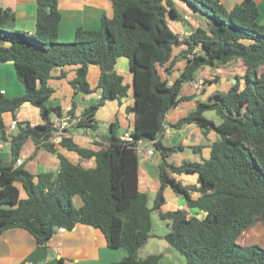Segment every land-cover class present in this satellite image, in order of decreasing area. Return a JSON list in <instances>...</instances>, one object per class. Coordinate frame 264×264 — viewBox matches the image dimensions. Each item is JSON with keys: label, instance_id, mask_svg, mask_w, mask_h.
<instances>
[{"label": "trees", "instance_id": "obj_1", "mask_svg": "<svg viewBox=\"0 0 264 264\" xmlns=\"http://www.w3.org/2000/svg\"><path fill=\"white\" fill-rule=\"evenodd\" d=\"M110 1L113 17L103 16L99 30L79 28L68 43L59 41V0H37L33 33L14 29L15 13L0 10V64L14 61L25 87L21 96L0 94V139L11 147V158L0 159V236L20 228L45 246L57 228L73 230L82 224L101 230L109 248L127 251L116 264H161L163 254L139 256L152 236V212L157 210L170 222L165 240L184 255L187 264H264L262 246L238 243L257 222L264 224V73H259L264 66V24L259 6L254 0H244L231 10L220 0ZM176 2L206 18L189 36L170 23V19L184 21ZM6 42L11 45L5 46ZM180 45L185 49L174 55ZM120 57L128 59L131 83L116 68ZM179 63H184L177 69L179 77L170 84ZM231 63L244 68V76L236 77L228 91L214 92L207 101L198 102L195 111L171 125L175 130L197 125L205 137L215 132L218 138L209 145V158L180 165L170 162L173 154L186 148L162 143L166 115L194 98L182 95L183 86L195 82L197 73L207 67ZM91 65L100 68L101 97L77 116L78 95L95 92L88 79ZM67 66L77 67L70 81L74 129L97 133L96 116L106 102L121 103L132 90L135 103L127 109L136 114L132 142L120 139L118 119L111 124L110 135L102 136L104 142L96 143L99 150L82 147L66 135H61L58 145L51 142L59 132L51 115L62 116V109L48 105L55 93L49 82L65 79ZM26 103L39 109L42 124L17 121V132L11 135L4 114L16 119ZM209 111L221 118L219 124L205 116ZM30 139L35 154L46 150L56 155L57 172L33 174L25 165H16ZM144 142H151L161 154L160 188L153 208L149 195L139 189L136 147ZM58 146L75 152L79 162H71ZM203 148L193 147L197 153ZM181 175H197V183L184 185L177 179ZM19 184L26 198L21 197ZM166 188L184 198L190 210L164 212ZM75 197L81 199L80 207ZM201 212L203 217L198 216Z\"/></svg>", "mask_w": 264, "mask_h": 264}, {"label": "crops", "instance_id": "obj_2", "mask_svg": "<svg viewBox=\"0 0 264 264\" xmlns=\"http://www.w3.org/2000/svg\"><path fill=\"white\" fill-rule=\"evenodd\" d=\"M228 10L233 9L238 3L244 0H220ZM260 9V20L264 24V0H254ZM177 9L180 14L185 17L187 21H176L170 19V23L175 30L185 36H189L196 28L202 25L198 19H191L192 12L185 4L176 2ZM11 9L16 15L14 29L33 33L36 30L37 22V0H0V10ZM59 10L62 14L61 23L59 26V41L68 43L75 39L76 32L79 28L87 30H99L103 16L108 18L113 17V6L110 0H59ZM194 13V12H193ZM195 14V13H194ZM185 46H175L174 55H177ZM177 51V53H176ZM116 67L122 69L121 71H129V62L125 57L118 59ZM76 66H67V77L65 79H52L50 85L55 89V93L48 102L51 107H61L62 116L53 113L51 120L54 126L63 125L67 137H72L73 140L82 147L99 150L100 146L96 143L104 142V139L99 134L90 133L89 131L74 129L76 120L71 119L70 110L73 103L74 91L70 85V81L76 76ZM245 69L235 63H231L222 68L207 67L199 71L196 75V81L202 82L201 91H196L193 83H186L182 89V95L194 96L191 101L181 103L177 108L171 110L166 115L167 131L164 132L162 143L165 146H174L182 144L185 148L183 152L173 154L169 161L180 165L183 161H201V159H208L210 156V144L217 140V134L211 132L208 137H205L201 129L197 125H189L181 130L171 128L180 118L195 111L198 102H205L208 98L217 91L226 92L236 82V77H243ZM259 73H264V66L259 69ZM129 74L127 83L132 82V75ZM100 77V68L96 65H91L89 68L88 79L93 90L92 94L81 93L76 98L78 109L77 116L87 108L90 104H95L101 97L100 90H97ZM179 77V75H178ZM177 77V78H178ZM92 79V80H91ZM243 83V80H241ZM205 82L210 87L205 88ZM173 82L170 79V84ZM189 86V87H188ZM187 88L189 91H187ZM25 93L24 85L19 81L15 70L14 63L0 64V94L6 98H13L21 96ZM201 95V98L196 97ZM118 102V101H117ZM135 98L133 91L130 90L127 97L122 99V102L113 107L112 102H106L105 106L100 112H103L109 127L117 119L120 124L119 135L127 131H132L136 124V114L128 111L129 107L134 106ZM97 114L96 118H98ZM105 112V113H104ZM206 112L205 116L209 117ZM68 118L67 121H65ZM29 122L32 125L42 124L40 111L33 105L26 103L17 112L16 119L11 113L4 114V122L10 129V134L13 135L17 131L12 129L11 123L13 121ZM213 121L217 124L214 119ZM183 132L187 134V138L183 142L177 143L173 135ZM105 134V136H109ZM62 136L56 133L51 137V142L59 144ZM167 140V143L164 141ZM142 146L146 150H154L152 156H144V160L139 165V189L149 195L152 191L157 194L160 188L159 182V164L161 162V154L157 152L152 144L144 142ZM194 146H203L204 148L198 153L194 151ZM36 146L30 139L23 146L20 154V160L25 165L26 169L33 174L44 172H57L59 168V161L55 154L46 150H40L35 154ZM58 150L66 156L74 164L79 162V156L75 152L62 149L58 146ZM201 157V158H200ZM11 158V147L9 142L0 147V159ZM21 164V165H22ZM184 185H194L197 183V175H181L177 177ZM21 190V197L26 198L21 185H18ZM171 188H166L164 194L166 204L169 202L174 210L187 209L186 201L178 195H173ZM196 196V195H195ZM150 198V196H149ZM75 205L80 207L82 201L79 197L74 198ZM174 210H163L164 212ZM196 212L197 210H192ZM199 217H203L204 213H199ZM238 243L244 246L260 245L264 248V224L257 222L253 227L244 232L238 239ZM172 248V247H171ZM127 256V251L124 248L112 249L109 248L107 240L103 232L91 226L79 224L73 230H67L64 233L53 236L45 246L39 245L36 239L26 230L14 228L5 231L0 236V264H116Z\"/></svg>", "mask_w": 264, "mask_h": 264}, {"label": "rangeland", "instance_id": "obj_3", "mask_svg": "<svg viewBox=\"0 0 264 264\" xmlns=\"http://www.w3.org/2000/svg\"><path fill=\"white\" fill-rule=\"evenodd\" d=\"M190 12H192V17L191 19L195 20L198 19V21H201L202 25H204V21L206 20L205 17H203L202 15H197L194 14V10H191ZM180 13V12H179ZM184 21H187L188 18L187 16L183 17ZM177 53V51H176ZM184 63H179L176 68L173 75L171 76V81L174 82V80L178 77V75L180 74V70L182 69ZM118 72L121 73L126 80L129 79V71H121L122 69L116 67ZM222 68V67H220ZM161 74L162 76L165 75V72L163 69H161ZM92 80V79H91ZM200 83H202L200 81ZM208 83L205 82V88L210 87L211 85H207ZM186 88V86H184ZM183 87V88H184ZM189 87V86H188ZM187 91L188 88H187ZM197 91V90H196ZM196 97L201 98V95H197ZM108 102H112V106L115 107L117 106L118 102L117 101H108ZM105 113V112H104ZM210 118H212V120L214 119L216 122H221V118L216 114L215 111H212L211 113L208 114ZM56 116L55 114H53V117ZM208 118V117H207ZM98 122H99V129L98 132L96 134L99 135H105L108 134V132H110V127L107 123V119H105L103 112H100V114L98 115L97 118ZM90 133H92V131H89ZM95 134V132H94ZM174 138L177 140V143H181L183 142L184 138H187V134H184L183 132H180L179 134L176 133V135H173ZM218 138V137H217ZM167 143V140H164ZM152 147L155 149V147L152 145ZM144 160L143 157H140V162L142 163V161ZM173 195L176 196V194L174 192H172ZM149 206L150 208H153L154 205V200L156 197V193L154 192H150L149 193ZM162 210H174L172 205H170V202L168 204V206H165L164 208H162ZM202 213V212H201ZM152 221H153V231H152V236L150 237L148 243L146 244V246L141 249V251L139 252V256L140 258H146L149 255L152 254H163L164 258L161 262V264H187L186 258L184 257V255L182 253H180L179 251H177L174 248H171V246L168 244V242L165 240V235L168 233L169 231V224L170 222L168 220H163L160 217V214L157 210H153L152 212Z\"/></svg>", "mask_w": 264, "mask_h": 264}, {"label": "built area", "instance_id": "obj_4", "mask_svg": "<svg viewBox=\"0 0 264 264\" xmlns=\"http://www.w3.org/2000/svg\"><path fill=\"white\" fill-rule=\"evenodd\" d=\"M193 83V87L195 90L197 91H201L202 89V83H200V81H196V82H192ZM68 118L65 120L67 121ZM16 126H17V122L14 120L12 123H11V128L12 129H16ZM55 128L58 129L60 135H66V133L64 132V129H65V126L63 125H58V126H55ZM164 128L165 130L167 131L168 127L167 125L165 124L164 125ZM120 139L123 140V141H129V142H132L134 139L132 137V134H131V131H127L125 133H123L121 136H120ZM151 143V142H149ZM5 144V141H3L2 139H0V147H2L3 145ZM143 143H141L138 147H136V151H137V154L139 157H144V156H152L154 154V150L151 149V150H146L143 146H142ZM22 160L18 159L17 160V163L16 165L19 166L22 164ZM65 231H67V229L65 228H62V227H59L55 230L53 236L57 235V234H60V233H64Z\"/></svg>", "mask_w": 264, "mask_h": 264}, {"label": "water", "instance_id": "obj_5", "mask_svg": "<svg viewBox=\"0 0 264 264\" xmlns=\"http://www.w3.org/2000/svg\"><path fill=\"white\" fill-rule=\"evenodd\" d=\"M11 43L10 42H6L5 46H10ZM9 63H14V61H9ZM236 82V81H235ZM136 125V124H135Z\"/></svg>", "mask_w": 264, "mask_h": 264}]
</instances>
